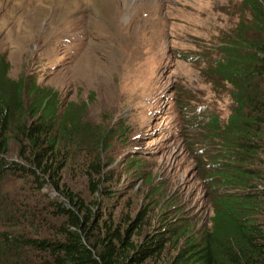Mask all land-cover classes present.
<instances>
[{
    "label": "trees",
    "instance_id": "obj_1",
    "mask_svg": "<svg viewBox=\"0 0 264 264\" xmlns=\"http://www.w3.org/2000/svg\"><path fill=\"white\" fill-rule=\"evenodd\" d=\"M247 1L262 18L224 44V58L187 56L230 85L233 102L226 116L203 102L190 117L192 140L208 149L194 154L209 157L211 216L198 229L194 215L168 217L182 206L153 226L158 187L148 202L118 191L84 147L79 112L60 113L33 81L8 78L0 58V264H264V0ZM138 156L128 163L145 162Z\"/></svg>",
    "mask_w": 264,
    "mask_h": 264
},
{
    "label": "rangeland",
    "instance_id": "obj_2",
    "mask_svg": "<svg viewBox=\"0 0 264 264\" xmlns=\"http://www.w3.org/2000/svg\"><path fill=\"white\" fill-rule=\"evenodd\" d=\"M248 4L0 0V58L8 64V78L33 81L60 113L69 105L79 112L84 147L113 170L118 191L148 202V188L158 187L154 204L163 208L152 214L153 226L160 225V213L182 206L168 217L194 215L198 229L211 216L201 166L209 157L194 154L203 145L192 140L189 108L209 102L226 116L233 102L230 85L215 83L209 65L187 56L224 58V44L262 18ZM67 35L78 40L70 47L74 59L56 48ZM136 155L145 162L128 163Z\"/></svg>",
    "mask_w": 264,
    "mask_h": 264
},
{
    "label": "clouds",
    "instance_id": "obj_3",
    "mask_svg": "<svg viewBox=\"0 0 264 264\" xmlns=\"http://www.w3.org/2000/svg\"><path fill=\"white\" fill-rule=\"evenodd\" d=\"M153 108H154V107H153ZM196 108H197V107H195L192 111H191L190 108H189V112L191 113V115H189V116L194 117V116H196V115L198 114V113L194 112V111H196ZM149 112H150V117H152V115H153L154 112H152V110H150ZM148 116H149V115H148ZM148 116H147V117H148ZM259 189H260V188H259ZM235 192H236V191H235ZM53 194H55V193L53 192Z\"/></svg>",
    "mask_w": 264,
    "mask_h": 264
},
{
    "label": "bare ground",
    "instance_id": "obj_4",
    "mask_svg": "<svg viewBox=\"0 0 264 264\" xmlns=\"http://www.w3.org/2000/svg\"><path fill=\"white\" fill-rule=\"evenodd\" d=\"M112 170V169H111Z\"/></svg>",
    "mask_w": 264,
    "mask_h": 264
}]
</instances>
